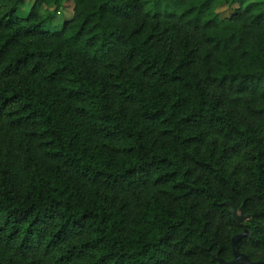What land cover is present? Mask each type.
Listing matches in <instances>:
<instances>
[{
	"label": "trees",
	"instance_id": "obj_1",
	"mask_svg": "<svg viewBox=\"0 0 264 264\" xmlns=\"http://www.w3.org/2000/svg\"><path fill=\"white\" fill-rule=\"evenodd\" d=\"M26 1L0 0V264H225L240 233L264 261V0H72L56 29L65 0Z\"/></svg>",
	"mask_w": 264,
	"mask_h": 264
},
{
	"label": "water",
	"instance_id": "obj_2",
	"mask_svg": "<svg viewBox=\"0 0 264 264\" xmlns=\"http://www.w3.org/2000/svg\"><path fill=\"white\" fill-rule=\"evenodd\" d=\"M226 204H228L231 207V211L233 214V217L239 222L242 223L245 220L250 218V214L246 213L245 209L243 207H238L232 202L227 200ZM243 236V233H240L238 235H235L232 239V245H233V254L234 258L231 261L223 262L225 264H264L263 260L253 261L250 259V257L241 252L239 249V241L241 240Z\"/></svg>",
	"mask_w": 264,
	"mask_h": 264
},
{
	"label": "rangeland",
	"instance_id": "obj_3",
	"mask_svg": "<svg viewBox=\"0 0 264 264\" xmlns=\"http://www.w3.org/2000/svg\"><path fill=\"white\" fill-rule=\"evenodd\" d=\"M34 0H27L25 5L22 7V10H20L21 15H26L28 14L29 10L31 9V6L33 5ZM237 4L235 3L233 7H236ZM229 6H226V8L221 9L227 10ZM50 13H52L53 18L51 20H48L46 23V28L47 29H56L60 28V26L63 24V22L67 19V17H70V15L73 12V1L72 0H65L64 1V6L60 8L61 12H56L55 10L49 9ZM41 12H45V8L41 9Z\"/></svg>",
	"mask_w": 264,
	"mask_h": 264
}]
</instances>
